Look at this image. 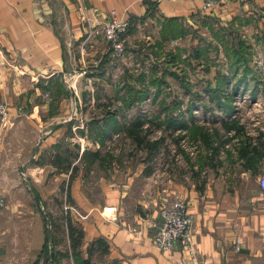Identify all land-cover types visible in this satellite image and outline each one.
<instances>
[{"label": "crops", "instance_id": "1", "mask_svg": "<svg viewBox=\"0 0 264 264\" xmlns=\"http://www.w3.org/2000/svg\"><path fill=\"white\" fill-rule=\"evenodd\" d=\"M203 1L0 0V102L7 106V115H0V195L6 199L0 264H264L262 127L249 129L237 115L226 117L238 118L243 131L221 126L218 143H204L198 158L187 154L186 169L179 161L172 176L164 170L152 178L153 187L146 184L152 174L139 164L123 175L117 160L83 159L92 149L80 143L89 118L77 108L81 100L70 98L67 72L76 70L74 62L86 63L81 49L90 24L103 23L112 11L130 22L153 12L190 17L204 13ZM210 12L223 20L262 14L264 0H233ZM55 87L66 95L55 94ZM45 88H51L46 97ZM74 99L77 110L70 112ZM69 148L77 151L75 161L58 163L54 152ZM90 169L103 174L94 187L88 186ZM67 179L74 210L59 225L47 204L56 180ZM178 197L195 216L196 256L180 246L165 252L154 243L158 227L152 221L160 223L163 208ZM69 222L83 233L76 247Z\"/></svg>", "mask_w": 264, "mask_h": 264}, {"label": "rangeland", "instance_id": "2", "mask_svg": "<svg viewBox=\"0 0 264 264\" xmlns=\"http://www.w3.org/2000/svg\"><path fill=\"white\" fill-rule=\"evenodd\" d=\"M124 39L125 48L118 54L97 34L81 49L85 65L74 62L76 70L67 72L70 98L81 100L77 106L74 99L68 109L75 112L77 106L89 118L82 121L87 135L80 141L92 148L83 156L86 162L117 160L123 175L139 164L152 174L146 184L153 187L152 178L156 180L164 170L172 176L179 161L186 169L187 154L198 158L204 143H218L226 117L237 115L249 129H264V12L229 20L212 12L176 20L153 12L131 21ZM49 90L45 88L42 95L48 96ZM60 91L55 87V94L66 95L65 89ZM223 102L230 103L231 109ZM112 117L116 121L109 124ZM182 122L185 126H180ZM136 124L147 141L160 140L152 153L138 148L129 136L128 130ZM196 126L203 127L205 135L194 137ZM71 138V145L77 143L76 135ZM184 140L196 146L194 154L181 146ZM73 149L66 154L56 152L57 148L58 163L75 161ZM95 151L100 154L94 156ZM60 168L54 170L56 174ZM101 175L100 170H87L88 186H96L95 177ZM70 182L56 180L54 199L47 204L59 225L74 210Z\"/></svg>", "mask_w": 264, "mask_h": 264}, {"label": "built area", "instance_id": "3", "mask_svg": "<svg viewBox=\"0 0 264 264\" xmlns=\"http://www.w3.org/2000/svg\"><path fill=\"white\" fill-rule=\"evenodd\" d=\"M230 1L233 0H204L202 10L204 12L211 11L215 7L228 4ZM129 27L130 20L128 18L119 15L116 11H112L111 16L103 23L90 24L85 43L97 34H102L110 43L113 51L120 54L125 48L124 35ZM0 115H7V106L2 101L0 102ZM181 146L192 154H194V149H196V146L187 145L185 140ZM260 189L264 196V173L260 176ZM5 204L6 199L0 195V208L5 206ZM161 215L162 221L160 223L152 221L153 225L158 227L154 236V243L165 252L172 251L180 246L193 256H196L195 233L193 230L195 216L189 208V204L182 198H175L166 204ZM197 264H205V262L199 260Z\"/></svg>", "mask_w": 264, "mask_h": 264}, {"label": "trees", "instance_id": "4", "mask_svg": "<svg viewBox=\"0 0 264 264\" xmlns=\"http://www.w3.org/2000/svg\"><path fill=\"white\" fill-rule=\"evenodd\" d=\"M176 18L178 17H171L169 19L171 20H176ZM217 89H219V87L217 86ZM221 105L223 104V107H227V109H231L230 108V103L227 102H223L220 103ZM235 109V108H234ZM232 111H235V110ZM225 111L228 112V110L224 109ZM110 115H107V117H109ZM108 121L110 122L109 124H113V122H115L116 120H114V117H112V119H108ZM96 122L95 120H93V123ZM115 125V124H114ZM113 125V126H114ZM140 124H136L135 126L131 127L128 130V134L129 136L133 139V141L135 142V144L137 145V147H146L149 152H153L154 150H156L159 146L160 140H155V141H147V136L145 134H143L142 128L140 127ZM180 126H185V123H181ZM222 126H224V128L227 131H231L233 129L237 130V132H241L244 129V126L241 125L240 120L239 119H232V121H228V120H222ZM103 130H106L105 127L102 128ZM192 129V128H191ZM203 127L200 126H196L194 127V129H192V134L196 135L194 137H197L198 135H205V132L202 131ZM206 138H209L208 135L206 136ZM151 152V153H152ZM244 153V150H243ZM98 155V153H94L93 154ZM58 158V155H57ZM69 228H70V232H71V237L73 238V246L76 247L78 245H80L82 237H83V233L77 229L71 222H69ZM75 233H78V236L76 237ZM75 235V237H74ZM76 264H94L91 262L90 259H82L79 260L77 259V263ZM115 264H120V263H116Z\"/></svg>", "mask_w": 264, "mask_h": 264}]
</instances>
